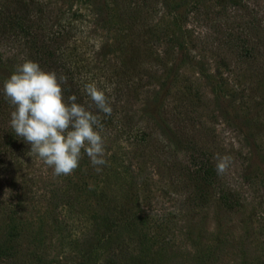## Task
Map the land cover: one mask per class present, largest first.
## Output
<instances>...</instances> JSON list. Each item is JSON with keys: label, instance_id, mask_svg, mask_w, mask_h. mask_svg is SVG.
Segmentation results:
<instances>
[{"label": "rangeland", "instance_id": "rangeland-1", "mask_svg": "<svg viewBox=\"0 0 264 264\" xmlns=\"http://www.w3.org/2000/svg\"><path fill=\"white\" fill-rule=\"evenodd\" d=\"M45 2L73 18L67 29L85 37L89 51L100 47L99 66L128 57L133 34L157 28L165 40L172 38L178 15L191 57L171 82L168 109L181 111L186 133L211 156L228 155L231 163L205 197L181 177L182 155L162 147L144 109L166 73L160 63L170 66L172 55L136 65L131 85L137 89L118 102L110 99L116 118L148 129L151 147L143 154L132 151L104 125L107 164L99 172L83 150L78 168L67 176H55L38 156L30 157L0 193L1 201L15 203L13 219L0 212V238L9 239L0 264H264V162L252 158L237 123L238 113L248 114L264 154V71L227 39L236 22L264 17V0H245L248 8L242 9L228 3L224 10L218 0H198L176 11L162 0ZM93 5H109L106 22L100 21L106 33L97 28ZM225 188L232 193L229 201L219 194Z\"/></svg>", "mask_w": 264, "mask_h": 264}, {"label": "trees", "instance_id": "trees-1", "mask_svg": "<svg viewBox=\"0 0 264 264\" xmlns=\"http://www.w3.org/2000/svg\"><path fill=\"white\" fill-rule=\"evenodd\" d=\"M244 1L218 0V5H221L222 10L228 3L239 6L241 9L242 6L248 8V4ZM162 2L163 5L170 6L176 11L180 5H194L198 0H179L176 5H172L170 0H162ZM93 6L96 10L95 15L99 16L97 28L106 33L108 28L105 23L100 24V21L106 22L109 5ZM65 13L63 8L56 9L55 5H48L45 0H0V193H5L2 190L3 184L10 182L17 173L23 172L30 157L33 156L29 155L30 146L23 141V138L17 137L10 127V113L13 109L3 93L4 81L10 77L15 66L24 58L38 62L45 71H55L58 77L66 76L67 82L62 85L65 101L69 96L75 95L78 104L84 105L100 116L101 123L109 127L110 134L118 138L123 137L128 147L133 149L132 151L143 154L141 150L148 146L150 148L152 143L151 135L146 133L148 129L132 125L131 119L127 117L116 118L118 112L116 108V110L113 109L115 107L113 102L111 103L113 111L110 116L100 112L83 91V86L86 83L95 82L109 98L118 102L127 91L137 89V86L131 85V78L137 71L136 65L148 66L157 58L168 57L167 55L170 54L172 55L170 66L166 63L159 65L162 66L161 69L165 68L166 73L160 79L157 88L153 90V96L148 98L144 108L145 114L148 121L153 123L162 147L172 152L174 156L182 155L183 159L179 163L181 177L191 181L197 187V191L203 193L202 197H205L208 194L206 188L215 182H220V174H217L215 167L216 161L207 148L196 141L194 135L186 133L181 111L174 108L170 111L167 103L172 80L177 77L181 67L188 63L191 57L178 15H173L176 33L172 35V38L165 40V32L163 34L157 28H151L147 35L142 33L135 37L136 34H133L134 37L127 41L128 57L121 59L119 63L110 62L108 65L99 66L102 50L97 46L94 48V44L92 51H89L85 47V37L78 38L72 35L67 29L69 24L67 22L73 18L65 16ZM250 18L248 22H236L232 27H228L227 39L237 44L245 52L244 57L261 65L264 71V17ZM107 36L104 34V38ZM251 37L255 40V46L252 47L250 46ZM104 43L103 46L106 45L109 48L110 43L106 41ZM158 45L166 46L159 50ZM130 64L131 68H129ZM132 68L133 73H129L132 72ZM101 72L106 76L103 77ZM104 78L106 81H103ZM112 78H115V81ZM112 84L111 95L108 89ZM237 116L238 130L246 146L249 147L252 158L261 156L264 162V154L255 141L252 119L248 114L238 113ZM219 194L223 200L229 201L232 193L225 188L220 190ZM14 205L11 198L10 201L7 198L0 200L1 214L6 213L7 218L13 219ZM7 236L0 238L1 252L9 243Z\"/></svg>", "mask_w": 264, "mask_h": 264}, {"label": "clouds", "instance_id": "clouds-1", "mask_svg": "<svg viewBox=\"0 0 264 264\" xmlns=\"http://www.w3.org/2000/svg\"><path fill=\"white\" fill-rule=\"evenodd\" d=\"M64 75L45 71L38 62L24 58L3 83L5 99L12 106L10 127L17 137L30 146L29 155H36L57 177L71 175L78 168L82 150L91 164L101 171L107 164L105 140L101 135V118L71 95L65 101ZM83 91L96 109L110 116L112 100L95 82L86 83ZM217 174L227 171L231 157L215 154Z\"/></svg>", "mask_w": 264, "mask_h": 264}]
</instances>
